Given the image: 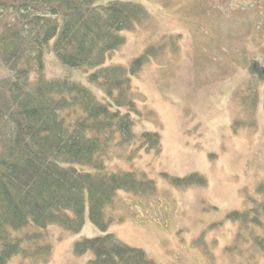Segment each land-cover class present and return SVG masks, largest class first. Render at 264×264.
<instances>
[{"label":"rangeland","instance_id":"1","mask_svg":"<svg viewBox=\"0 0 264 264\" xmlns=\"http://www.w3.org/2000/svg\"><path fill=\"white\" fill-rule=\"evenodd\" d=\"M134 1L149 17L123 32L124 44L107 63L129 65L148 46L165 45L132 78L141 112L135 131L159 132L162 145L146 150L117 139L106 164L114 172H142L158 190L119 191L107 210L109 231L159 264H264L252 238L263 237V227L227 218L250 209L251 218L264 221V194L258 193L264 187V0ZM44 58L48 78L75 80L101 98L102 90L88 81L92 68L67 66L51 49ZM163 172L198 176L184 188ZM202 178L206 185L197 184ZM48 232L50 256H17L10 264H85L92 255H75V241L102 233L88 217L79 234L58 225Z\"/></svg>","mask_w":264,"mask_h":264},{"label":"trees","instance_id":"2","mask_svg":"<svg viewBox=\"0 0 264 264\" xmlns=\"http://www.w3.org/2000/svg\"><path fill=\"white\" fill-rule=\"evenodd\" d=\"M149 14L134 0H0V264L17 256H50V227L79 234L86 217L102 233L75 241V255H92L85 264H159L110 232L113 218L107 214L121 190H158L146 174L114 172L106 164L117 139L120 145L161 149L159 132L135 131L141 112L132 78L165 45L148 46L129 65L107 63L124 44L123 32ZM47 49L67 66L92 68L88 81L102 90L101 98L75 80L48 78ZM161 176L187 188L198 175ZM258 193L264 194L262 185ZM250 216V209L234 210L227 218L264 229L259 215ZM252 238L264 251V236Z\"/></svg>","mask_w":264,"mask_h":264}]
</instances>
